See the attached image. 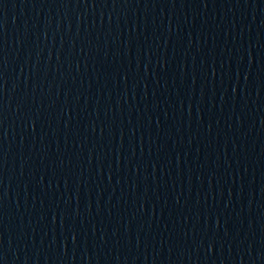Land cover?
I'll return each instance as SVG.
<instances>
[{
  "label": "water",
  "instance_id": "obj_1",
  "mask_svg": "<svg viewBox=\"0 0 264 264\" xmlns=\"http://www.w3.org/2000/svg\"><path fill=\"white\" fill-rule=\"evenodd\" d=\"M0 264H264V0H0Z\"/></svg>",
  "mask_w": 264,
  "mask_h": 264
}]
</instances>
